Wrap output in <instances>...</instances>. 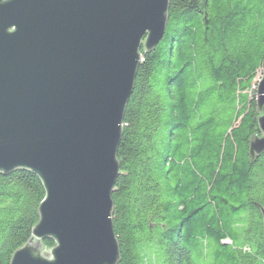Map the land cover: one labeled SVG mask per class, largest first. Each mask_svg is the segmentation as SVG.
I'll return each mask as SVG.
<instances>
[{
	"label": "trees",
	"instance_id": "trees-1",
	"mask_svg": "<svg viewBox=\"0 0 264 264\" xmlns=\"http://www.w3.org/2000/svg\"><path fill=\"white\" fill-rule=\"evenodd\" d=\"M167 15L124 111L117 264H264V151L249 146L264 0H169ZM44 194L29 170L0 172V264L30 238Z\"/></svg>",
	"mask_w": 264,
	"mask_h": 264
},
{
	"label": "water",
	"instance_id": "water-1",
	"mask_svg": "<svg viewBox=\"0 0 264 264\" xmlns=\"http://www.w3.org/2000/svg\"><path fill=\"white\" fill-rule=\"evenodd\" d=\"M169 0H0V172L44 188L30 238L9 264H117L111 193L123 117ZM142 49V51H141ZM264 151V57L256 82ZM263 219L264 209L260 207ZM49 238L54 244L46 248Z\"/></svg>",
	"mask_w": 264,
	"mask_h": 264
},
{
	"label": "rangeland",
	"instance_id": "rangeland-1",
	"mask_svg": "<svg viewBox=\"0 0 264 264\" xmlns=\"http://www.w3.org/2000/svg\"><path fill=\"white\" fill-rule=\"evenodd\" d=\"M258 78H259V76L257 77V79H256V81H255V82H257Z\"/></svg>",
	"mask_w": 264,
	"mask_h": 264
}]
</instances>
